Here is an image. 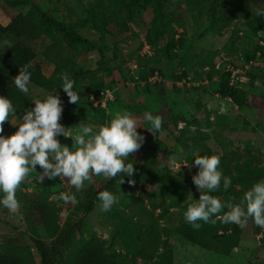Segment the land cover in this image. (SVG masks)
<instances>
[{
  "label": "rangeland",
  "instance_id": "1",
  "mask_svg": "<svg viewBox=\"0 0 264 264\" xmlns=\"http://www.w3.org/2000/svg\"><path fill=\"white\" fill-rule=\"evenodd\" d=\"M257 9L264 0H0V57L31 73L23 93L13 82L20 67L0 72L13 123L56 90L69 134L56 138L70 150L81 123L95 128L123 110L142 124L145 140L126 161L135 169L131 184L127 176L120 184L91 175L77 190L65 177L42 181L37 166L16 190L18 209L0 206V264H39L33 242L61 232L72 235L55 264H264V229L251 218L244 229L223 223L225 207L199 229L184 219L200 195L193 153L220 157L232 183L209 194L222 202L238 203L264 178V15ZM61 73L75 81L79 105L67 102ZM106 91L112 100L102 108L95 100ZM146 111L162 117L159 132L145 127ZM3 129L11 135L16 127L6 120ZM107 184L119 203L105 212L96 195Z\"/></svg>",
  "mask_w": 264,
  "mask_h": 264
},
{
  "label": "clouds",
  "instance_id": "2",
  "mask_svg": "<svg viewBox=\"0 0 264 264\" xmlns=\"http://www.w3.org/2000/svg\"><path fill=\"white\" fill-rule=\"evenodd\" d=\"M256 15H264V9H257ZM30 65L20 67L19 74L13 79L15 86L23 93L29 92L31 73ZM60 88L66 94L69 104L79 105L80 95L74 88L75 81L68 73H61ZM34 106L16 118L13 123L10 117L16 116L11 100L0 95V206L14 212L19 207L16 190L22 181L31 173L41 169L42 181L47 178H67L70 186L80 190L91 175L119 178L131 177L135 169L132 162H126L130 153L137 151L144 142V135L137 131L142 124L128 110L118 111L105 124L93 128L81 123L71 135L73 149L62 145L57 136H69L68 129L60 123L63 103L56 92L48 93L42 99L33 100ZM143 119L148 122L147 129L152 133L160 131L162 117L144 112ZM8 120L16 127L11 135H5L3 125ZM193 163L198 168L192 176L193 184L200 192L199 199L189 203L184 211V219L193 228L212 222L214 214L223 212L222 222L232 223L239 228L247 227L249 218L264 229V178L259 179L243 193L238 203L222 202L209 193L216 190L221 183L227 190L232 183L231 177L225 176L219 168L218 155H199L193 153ZM60 199L68 202L72 196L60 193ZM102 211H110L119 203V196L109 190L97 193Z\"/></svg>",
  "mask_w": 264,
  "mask_h": 264
},
{
  "label": "trees",
  "instance_id": "3",
  "mask_svg": "<svg viewBox=\"0 0 264 264\" xmlns=\"http://www.w3.org/2000/svg\"><path fill=\"white\" fill-rule=\"evenodd\" d=\"M226 13L228 12L226 11ZM45 19H47L48 22L52 23L53 27L56 30L62 31L61 24L53 22L51 19H48V18H45ZM0 31L1 33H3L4 31H6V29H2L0 27ZM19 67H20V64L15 59H11L7 57L6 55H1L0 57V72L1 73H6L7 76H9L11 73L16 71ZM229 94H230L229 96L233 99L234 103L238 104L239 102L236 99L235 95L232 93H229ZM142 146L143 144L141 145V147ZM105 189H113V184H107L106 186L102 188V190H105ZM91 204L92 202L88 204L86 208L87 212L91 211ZM71 235L72 234H70L69 232H61L50 243L43 242L42 240H39V239L35 240L33 244L39 256V264H55V260L60 255L62 247L68 242ZM183 235L188 240L193 241L192 234L190 232H184Z\"/></svg>",
  "mask_w": 264,
  "mask_h": 264
},
{
  "label": "built area",
  "instance_id": "4",
  "mask_svg": "<svg viewBox=\"0 0 264 264\" xmlns=\"http://www.w3.org/2000/svg\"><path fill=\"white\" fill-rule=\"evenodd\" d=\"M233 73H238V72H233ZM151 80H153V82L159 80V78L157 76V73H154V75L151 77ZM176 85L177 86H182L181 83H176ZM111 100H112L111 93L109 91H106L105 93H103L101 98H98V99L95 100V104L99 105L102 108H104L106 106V104H108V102H110ZM177 127L179 129H182L183 128V124L178 123Z\"/></svg>",
  "mask_w": 264,
  "mask_h": 264
}]
</instances>
